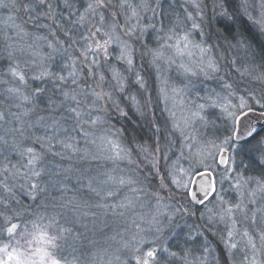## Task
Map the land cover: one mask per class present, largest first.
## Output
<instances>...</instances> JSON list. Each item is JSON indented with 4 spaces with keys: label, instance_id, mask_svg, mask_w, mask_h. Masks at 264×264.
Instances as JSON below:
<instances>
[{
    "label": "rangeland",
    "instance_id": "374dc122",
    "mask_svg": "<svg viewBox=\"0 0 264 264\" xmlns=\"http://www.w3.org/2000/svg\"><path fill=\"white\" fill-rule=\"evenodd\" d=\"M4 1L5 3L0 0V32L4 33L6 36L12 34L17 42L16 44H11V46L16 47L17 44L28 45L33 44L34 40L36 41L33 46H36L34 50L39 54L33 56L34 59L31 58L32 50L23 52L24 55L28 53L31 55L30 57L28 56L31 60H29L27 65L28 68L35 66L36 71L33 75H38L42 70L40 61L43 59L49 71L53 73L58 71L60 74L68 76V72L72 69L70 67H65V65L70 64L67 57L61 52L51 53V49L48 48L46 40H36L37 37L49 35L50 29L46 27L47 25H51V30L56 31V37L63 40L61 34L55 30L56 25L53 27L52 21L45 18L43 15L47 9L40 6L37 0H26L24 7H21L20 3H18L19 0ZM228 1L231 3L230 9H238V13H240L243 18H246L248 23L254 27V30L259 35V39L257 36L251 37L249 34L247 35V31L241 30L240 28L238 32H236L235 29L228 28V30H226L225 27L222 28L217 25V21L225 18L226 15L224 13H227V15L229 13L225 0H127V5L124 8L118 6L119 0H113V6L98 10V13L105 17V25L110 26L115 20L120 26L116 30V35L119 36V40L109 45V52L111 53V67L115 68L121 75H128V73L133 74L128 76L133 77L132 81H130L134 83H131V85L133 84L136 86L131 94L129 93L128 96L124 95L125 99L127 98L131 106L130 108H132L131 110L137 113L139 117H144V110L141 106L145 101H148L147 115L150 118L154 116L153 119H156V122L159 124V129L162 130L161 133H163V145L160 143L161 151L155 152V157L159 160V164L156 168L152 167L149 159L146 158L143 153L139 156L133 153L132 159L139 165V170L135 175L141 176V180H143L144 176L149 177L150 183L149 181H144L146 190L149 192L158 191L162 198L161 205H172L176 201H179V204L186 209L185 214L178 217L174 224L163 228L162 233L156 234L159 236L157 244L161 249L166 248L165 246L169 238L180 233L187 235L186 237L189 241L191 243L193 242L192 246L194 247V251H187L186 256H181V260L179 259L180 262L178 261L180 264H220L216 255V248L218 249L219 246L226 255L225 257L226 260L229 261V264H250L253 259H255V264H264V248L253 253L250 248L245 246L246 240L239 235L246 229L250 234L255 235L252 230L254 227L258 228V226H253L250 220L245 218L243 213H237L234 217L237 220L235 226L227 219L221 220L218 215L220 205L219 198L223 197L224 201L227 202L225 206H234L243 200L244 205H246L245 211L248 213L249 217L255 214L258 218V222L260 219H264V191L258 190V182L264 180V165L257 162L256 158L258 157V153L254 151L258 142L259 146L264 148V129L254 135V139L253 137L250 138L248 144L244 145L243 148H240L242 142L233 144L227 150L229 162L225 168H221L216 162L220 153V148L227 147L223 145V141L230 134H233L235 128L232 118L227 116L224 112V107L238 105L241 98H243L247 101L251 109H264V58H262V54H264V29L257 23V21L261 19L262 12H264V9L261 8L262 0H249L247 12L241 8V0ZM53 2L55 5H58L55 7L56 14H61V10L67 11L68 14V9L64 7L63 0H53ZM86 2L85 8L90 0H86ZM208 2L210 4L209 6H207ZM142 3L149 4L150 8L147 10L140 8L139 6ZM163 4H169L172 8L174 6L180 11V13L174 14L173 29L181 34L187 31L192 41L202 43V46L212 49L211 55L219 63L220 71L218 73L214 74L211 78H206L203 75L188 77L185 76L178 67L180 62H187L189 59L188 57H185L184 61H180L177 57V64H170L168 62L167 58L174 56V52L168 49H161L165 34H171L162 32V25L158 21L162 15L161 6H163ZM194 4H198L199 7H195ZM4 5H7V7ZM21 8H25V10ZM133 8L140 13V16L134 17L131 21H128L129 24H136L137 20H139L141 25L154 24L155 27L148 28L143 32L137 31L134 35L129 37L123 34V26L126 25L127 17L131 15ZM153 8L156 10L155 14L151 10ZM24 12L25 15L27 13V22L25 16L22 14ZM16 14H19V16ZM189 16L191 19H188ZM37 17H39V19H37ZM96 19L99 20V15L95 17L89 16L87 21L89 24L79 23L80 27H85V29H83L84 33L81 35H87L89 27L98 25V21H93ZM193 22L199 25L197 29L192 28ZM17 25H21L27 35L23 33L18 34L19 30ZM205 26H207V28H204ZM208 26L212 29H209ZM204 30L205 32L203 33ZM208 31L210 33L214 32V35L215 31L219 34H222V32H227L228 34L226 33L227 37H222L220 40L215 39L216 44L213 46L206 40L207 36H205V34ZM148 32L150 35H147ZM6 36L2 38L5 39ZM49 36L48 40H50ZM97 38L99 39V36ZM120 41H127L130 48L133 50V64L131 66L127 65L125 61L116 59L122 47ZM7 42L9 43L8 39ZM238 42H243V46L238 47ZM80 43H82V41H80ZM80 43H77L75 47L79 48ZM66 44H68V42H65L64 47ZM153 49H161L164 51L165 58L163 60L154 61L151 51ZM10 52L11 50L9 51L8 45V55ZM12 53L15 54V52ZM72 55H78V53L74 51ZM10 62L13 61L10 60ZM143 71L146 74L145 77ZM138 77L143 80L145 85V87L139 91L145 94V101L142 96L140 98V96L136 94L138 91L137 89H141L137 83ZM110 78L111 76L106 78L105 88L111 87L109 83ZM146 78H149L148 85L145 82ZM14 80H9L7 82L12 84ZM126 81L125 79V83ZM164 81H167L169 85L183 88V99H167L161 91L165 86ZM111 82L114 83L115 81ZM225 84L231 85V88L226 90L224 87ZM81 86L84 87L83 85ZM127 89L128 87L124 88V93ZM59 92L61 91L59 90ZM229 92L231 95H229ZM169 95L171 94L169 93ZM208 96H211L213 101L220 106L205 104V108L201 112L204 120L195 121L192 126L186 130V135L190 137L186 139L185 135H182L180 131H175L173 129V120H179L182 116L187 115L186 112L180 111L177 104H179L180 107L187 108L193 101L196 103H204L202 98ZM132 97H136V100L133 101L131 99ZM114 98L117 101L119 99L118 97ZM8 110L10 109H6V112ZM231 110L235 111L234 108ZM246 110L248 109H244V111ZM172 112L176 113L175 118L171 115ZM46 123L51 122L47 121ZM65 124L68 125L67 127H70L68 129V137H75L79 142L78 146L84 148L85 141L80 139V134L76 136V133L79 131L73 130L74 134L71 132V128L74 129V122L72 120H67ZM112 124H114V121L111 122L107 118V124H105L104 127L110 126L113 130H116ZM42 128L46 134H52L53 129ZM59 132L61 131L56 132V136L60 134ZM164 137L168 139L166 143ZM121 139L123 138H121L120 135L122 146L129 149L137 148V152L139 151L138 147H140V145L133 144L134 146L128 147L124 140L121 141ZM151 141H154V139L152 138L150 142ZM150 142H147L145 145L150 144L153 146L154 144ZM95 147L96 146L89 145V148H92V150L95 149ZM92 150H90V152L93 153ZM151 150L152 148L150 147L149 151ZM95 152L104 153L103 156H101L102 162L112 165L111 171L114 173H110L112 176H117L116 173L119 171V175H132L128 169L133 166L128 165L126 160H109L106 156L110 153L98 148ZM79 155L83 154L79 153ZM67 159L71 161L73 158L68 156ZM42 166L45 169V174L41 178V187L45 188L46 193L54 188L52 181L56 171L52 170L50 165ZM229 169H233V171L229 172ZM171 170H177V177L183 176L184 181L188 184L187 189H176L175 186L171 184V177L165 181L166 187L163 189L160 188L162 177ZM202 170H209L214 173L216 192H214L213 197L208 202L204 203L200 208L196 206L199 209H195L184 199L185 197L181 195V193L188 192L191 189L194 175ZM157 172H159V175H156ZM240 174H242V176ZM238 179L242 181L246 179L248 183L244 184L242 188H236L234 185ZM106 180L107 177H103L98 184L103 188L114 187L110 183L104 184ZM24 188H27L26 183L23 186V189ZM61 191L67 192L66 196L68 195V199L77 200L80 203V208L75 209L72 206H68L64 208L66 211L59 210L57 212V210H55L52 211V213L36 211V213L45 217L50 214H55L60 225H68V228H71V232L66 234L64 238L66 240L68 239V244L72 245L73 243H79L78 245H81L80 242L83 241L84 235L91 229V227L89 228V224L84 220H87L88 217H93L92 215L94 214L91 212V209L94 208L93 210H96V204L101 201L99 200L94 205L85 204L78 200L77 192L70 189L67 191L62 189ZM25 193H27V191H25ZM252 193H254V195H250ZM126 195H129L127 189L122 188L115 197H108L106 203L110 208L111 205L122 201ZM173 197H175V199H173ZM144 201L146 204L148 203L147 198H144ZM251 201L255 202L253 203ZM151 204L153 207L155 206L154 201H152ZM82 208L85 209L87 215L83 212L84 209ZM209 209L212 211L209 212ZM102 212L101 214L105 213L104 216L101 214L98 216L94 215L97 216L95 219L98 225V227H96L98 228L97 231H100L102 227H107L105 216L110 217L111 220L117 223L115 225H113V223L111 224V229L113 231L107 232L106 235H95L96 239L93 241L94 245H92L90 251H84L83 247L75 246H72L70 253L67 249H62L61 251L64 252L65 255L56 253V255L59 254L57 257L61 258V264H126V260L130 261L129 264H135L132 258L133 253L125 245L126 242L131 239L135 231L132 227V220L136 219L138 215L148 214L149 208L137 205L133 211L126 212L123 217L114 216L108 209H103ZM32 213L31 211L25 212L14 222H19L22 228L31 230L32 221L34 219ZM89 214L91 215L89 216ZM209 216H212L211 222L209 221ZM66 220L69 221V223H65ZM137 222L142 223L140 221ZM44 223H47V219H45ZM120 223L122 224L120 225ZM119 227L121 229H119ZM117 229H119V234L111 236L118 231ZM229 229H232L236 233L233 241L228 240L227 233ZM149 238H151V236ZM231 242H236L238 248L230 249L229 244ZM257 243L259 247V241H257ZM65 244L67 243H62V245ZM205 249H207V251ZM164 254L165 252L163 250L158 252L160 263ZM245 256H247L248 259L245 260Z\"/></svg>",
    "mask_w": 264,
    "mask_h": 264
},
{
    "label": "snow or ice",
    "instance_id": "6c2138e0",
    "mask_svg": "<svg viewBox=\"0 0 264 264\" xmlns=\"http://www.w3.org/2000/svg\"><path fill=\"white\" fill-rule=\"evenodd\" d=\"M38 4L45 7L47 11L44 12L45 18L52 21V24L56 25V30L63 31L65 37L68 38V47H64L65 41L60 40L56 37V31L51 30V25L49 27V35L53 37L52 40H48V36L37 37L36 40L44 39L47 41V46L51 49V53L61 52L70 61V64L65 65V67H70L72 70L68 72V76H64L60 73H53L48 70V67L43 59H41L42 70L38 75H33L31 78L35 80H43L44 78H52L54 80L60 81L62 88L63 100L57 107H62L63 111L67 113V116L63 117V121L53 119L51 123H43L42 126L46 129H53L50 136L41 137H29L31 144H25L23 140L14 144L13 150L16 151L20 157L17 164H12L8 167L10 161L0 167V189L4 193L9 195H0V264H61V258H58L56 253L59 250V241L64 239L66 234L71 232V228L63 227L59 224L56 219L55 214H50L47 217L40 215L33 211L32 215L34 217L32 221L31 230L22 228L21 223L14 222L18 220L25 212L29 209L24 208L19 205L17 201V207L13 208L9 202V196L12 193V185L9 181H15L17 179L25 181L27 185V194L32 200H36L37 196L45 193V188L41 187V178L45 174V169L42 166V161L45 155L51 154L52 156H60L67 152L83 155L80 157L82 159L96 158L95 153L90 152L89 145L96 146L102 151L110 153L106 156L107 159L113 161H124L128 162V165H132L128 171L132 175H117L112 176L110 173H105L107 180L104 184H112V188H103L99 184H94L92 180H89L87 185L89 192L95 194L96 197L100 198V203L96 204L98 209H108L112 212L114 216H125L126 212H131L135 209L137 205L148 207L149 213L138 215L136 219L132 220V227L135 229L131 239L126 242V247L133 253V260L135 264H160V258L158 252L163 250L168 252V249H161L157 244L159 236L157 233H162L163 228L174 224L178 217L185 214L186 209L176 201L172 205H161V196L158 191L149 192L146 190L144 181H149L148 176H144L143 180L140 179L135 173L139 170V165L135 160L132 159L133 153L139 156L141 153L145 154L146 158L149 159L153 168H156L159 164V160L155 157V152L161 151L160 147H152L151 145H140L139 151L135 149H129L122 146L120 142V129L113 130L110 126L105 128L104 125L107 124V112L108 109H115L121 116L126 117L127 113L123 112L120 108L119 103L114 98V93L116 91L123 92L125 88L124 77L115 70V68L110 65L109 45L117 40L119 36L116 35V30L119 26L117 21H113L110 26L105 27V17L98 13L100 9H106L113 6V0H90L87 4L84 13H77L72 11V5L70 0H63V5L69 10V16H77V19L73 21L74 23H84L88 21L89 16L99 15L98 25H92L88 29L87 35H81L79 41L80 47L76 48L77 40L73 39L67 30L63 29V26L58 23L57 15L55 11V5L53 0H37ZM127 5V0H119L118 6L124 8ZM7 7V5H4ZM195 7H199L198 4H194ZM241 8L245 12L249 8V0H241ZM140 8L145 10L150 8L147 3H142ZM261 8L264 9V0H262ZM155 14V9H151ZM227 15V13H224ZM140 13L133 8L131 15L127 17L126 25L123 26V34L125 36L131 37L137 31L143 32L148 28H154V24L141 25L139 20L136 24H129L134 17H139ZM39 19V17H37ZM62 19V17H61ZM188 19H191L189 16ZM264 29V12H262L261 19L257 21ZM198 24L193 22L192 28L197 29ZM19 30L18 34L24 32V28L21 25H17ZM161 31H163L161 29ZM171 34H165L163 37L164 43L161 45V49H168L174 52V56L168 57V62L170 64H177V57L180 61H184L185 57L189 59L187 62H180L178 64L179 69L182 73L188 77H196L203 75L206 78H211L214 74L220 71L218 61L211 55L212 49L210 47L202 46V43H197L191 40L190 35L187 31L183 34L177 32L175 29H170ZM99 36V39L97 38ZM103 41V42H101ZM27 45V47H19L16 49L20 52L31 51L32 56H36L39 53L33 49V45ZM122 44L120 54L116 59L125 61L127 65L131 66L133 64L132 59V49L130 48L127 41H120ZM238 47L243 46V42H238ZM69 49H73L78 55H72ZM161 49H153V59L154 61L163 60L165 58L164 51ZM50 53V56H51ZM12 56V53H9ZM264 58V54H262ZM13 59H16L13 57ZM21 63L27 64L28 61H20L16 64H11L5 75L11 76V78L17 80L19 84H26V75L21 68ZM234 63V62H233ZM104 69V71H102ZM63 71V69H62ZM105 71L111 72V78L109 83L111 87L109 90H105ZM70 78V80H69ZM92 80V84H89V80ZM222 79V78H221ZM111 81H115L114 84ZM137 83L140 88L145 87L144 82L141 78H137ZM183 83V82H181ZM83 85L84 87H82ZM164 88L161 91L164 93L167 99L180 98L183 99L182 93L184 89L179 86L169 85L167 81H164ZM66 87V90H64ZM225 89H230L231 85L225 84ZM8 91L16 95V99L21 102L17 105L22 107L24 104L34 105V101L38 96L44 94L45 90L43 88L37 87L32 89L28 94L21 91L20 87L9 88ZM169 93L171 95H169ZM229 95L231 93L229 92ZM133 101L136 97L131 98ZM204 103H196L195 101L187 107H179L181 112H186V116H182L179 120H173V129L175 131H180L182 135H185L186 139H189L186 135V130L192 126V124L199 120L203 121L204 117L201 112L205 108V104H210L212 106H220L215 101H213L211 96L202 98ZM67 102V103H66ZM144 110V114L147 115L148 101H145L141 106ZM235 109L232 111L231 109ZM251 111L247 101L241 98L238 105H231V107L225 106L224 112L227 116L231 117L233 120V125L238 116L247 117V113L244 109ZM31 109L19 113H15L16 121L21 125L15 131L19 133V137L25 136L26 129L23 127L27 121L25 117L29 115ZM171 115L175 118L176 113L172 112ZM5 119V114L0 112V120ZM67 120H72L74 122L73 128L78 129L80 132L81 139L85 141L84 148L78 147V141L75 137H66L61 140L56 136L57 131H62V123ZM150 126L155 127L150 121ZM239 130H235L233 134H230L224 141L223 145L227 147L220 148V155L224 163H228L229 160L226 157L227 150L236 143V140L243 136L245 133L248 137H252L255 133V127L249 121L245 124L244 120H240ZM159 132V128H156ZM97 132L101 133L97 135ZM3 140V137H0ZM7 143V141H4ZM99 142V143H98ZM248 144V140H244L240 145L243 148L244 145ZM39 146L37 148L36 146ZM59 146V147H58ZM152 150L149 151V148ZM219 147V146H217ZM258 153L257 162L264 165V148L259 146L254 149ZM233 169H229V172ZM159 175V172L156 173ZM242 176V174H240ZM171 177V184L175 186L176 189H187L188 184L184 181L183 176L177 177V170L168 171L164 177H162L160 188L166 187L165 181ZM251 179V178H249ZM150 183V181H149ZM248 183V180L238 179L234 187L242 188L244 184ZM259 191H264V180L258 182ZM122 188H126L129 195H126L122 201L110 206L107 205L106 200L108 197H115ZM211 191L214 193L216 191L215 186L211 187ZM183 196L191 195L190 192L181 193ZM254 195V193L250 194ZM144 198H147L148 203L146 204ZM14 200L15 197L11 196ZM175 199V197H173ZM219 217L221 220L227 219L232 223L233 226L237 223L234 218L237 213H243L246 219L250 220L253 226H258L253 228L255 235L250 234L246 229L239 235L246 240V247L250 248L253 253L264 248V219L258 218L255 214L248 216L245 211L246 205H244L243 200L234 206H225L227 202L224 201L223 197L219 198ZM155 202L153 207L151 202ZM255 202V201H251ZM201 204L204 200L200 201ZM49 205L53 208H65L72 206L75 209L80 208V203L75 199H63L57 201L55 197L51 201H45L42 207L47 211ZM212 210L209 209V212ZM260 211V210H258ZM47 219V223H44ZM212 216H209V221L211 222ZM140 221L142 223H138ZM69 223V221H65ZM143 224V226H142ZM236 233L229 229L227 237L229 241L235 239ZM151 236V238H149ZM191 238V237H190ZM259 241V247L258 243ZM230 249H237L238 244L236 242H231L229 244ZM23 249V250H22ZM147 249V250H144ZM207 251V249H205ZM170 255L175 256V253H170ZM244 259H248L247 256ZM250 264H255V259H253Z\"/></svg>",
    "mask_w": 264,
    "mask_h": 264
},
{
    "label": "trees",
    "instance_id": "16d2710c",
    "mask_svg": "<svg viewBox=\"0 0 264 264\" xmlns=\"http://www.w3.org/2000/svg\"><path fill=\"white\" fill-rule=\"evenodd\" d=\"M2 1L5 3L4 0ZM25 1L26 0H19L18 3H20L21 7H24ZM70 3L72 5V11L76 12L77 16L80 13H83L86 9L85 8V5L87 3L86 0H70ZM225 3H226L229 13L228 15L225 16L224 19H220L219 21H217L216 22L217 25L222 28L225 27L226 30H228V28L233 29V30L235 29L236 32H238L240 28L241 30L247 31V33L245 32L247 35L249 34V36L251 37L257 36L259 39V35L254 30V27L248 23L246 18H243L241 14L238 13L239 12L238 9L236 10V8H233L231 10L230 9L231 3L228 0H225ZM209 5L210 4L208 2L207 6ZM161 8H162V13H161L162 15L158 19V21L162 25L161 27L163 30L162 32L170 33L169 30L173 29V26H174L173 25L174 24V18H173L174 14L180 13V11L174 6L172 8L169 4L167 5L163 4ZM21 9L25 10V8H21ZM60 12L61 14L59 15L56 14L58 23H60L63 26L64 30H67L69 32V35L73 39L77 40L78 43H80L79 38L81 34L84 33L83 29H85V27H82V26L80 27L79 23L73 22L77 19V16H69V10H68V14H67V11L65 10H61ZM22 14L25 16V20H26L27 13L26 15H25V12ZM16 15L19 16V14H16ZM93 21H99V20L96 19ZM84 23L89 24L87 22H84ZM105 23H106V20H105ZM54 26L55 25L53 24V27ZM105 27L107 28V25H105ZM208 27L209 29H212L210 28V26ZM204 28H207V26H205ZM42 32H45V31H42ZM57 32L61 34V36L63 37V41L68 42V38L64 36L63 31L57 30ZM204 32L205 30L203 31V33ZM216 32L217 31H215V35H214V32L210 33L209 31L205 34V36H207L206 40L213 46L216 44L215 39L220 40L222 39V37H227V34H228L227 32H222V34H219ZM148 34L150 35L149 32L147 33V35ZM5 36L6 35L4 33L0 32V112H3L5 114V119L0 120V137H3V140H0V167H2L6 163L5 158H7V161L11 162L10 164H8V167H11L12 164H17V162L20 160L18 153L13 150L14 144L19 142L20 140H23L25 144H31V140L29 139V137L50 136L45 133L44 129L42 128L43 127L42 124L46 123L47 121L51 122L53 119L63 121V117L66 116V112L63 111L62 107H57V105L60 104V101L63 100L60 81H57V80H54L48 77L44 78L43 80L32 79L31 77L33 76V73L36 71V69H35V66L28 68V65H27L28 63L27 64L21 63V68L26 75V84L21 85L19 84L17 80L15 81L13 78H11V76L5 75L8 67L11 64H16V63H19L20 61L29 62V60H31L29 59V57L31 56L30 53L24 55L23 52L16 50L19 47H27V44L26 45L17 44L16 47L11 46V44L12 45L14 43L16 44L17 41L13 38L12 34L7 35L6 38L3 39L2 37H5ZM49 38L50 40L53 39L51 36H49ZM7 39L9 40L10 44L7 42ZM8 45H9V51L11 50V53L15 52V54L12 53L11 57L8 55ZM65 47L67 48L68 44H66ZM34 48H36V46H33V49ZM69 52L72 54V52L74 51L73 49H69ZM13 57H15L16 59H13ZM31 58L34 59L33 56H31ZM10 60L13 61L14 63L10 62ZM102 71H104V69H102ZM55 73H59V72L55 71ZM107 75L111 76V73L108 71H105L106 78L108 77ZM128 75H133V74L128 73ZM128 75L122 74V76L127 80L126 81L127 84L125 83V87L126 88L128 87L127 91L125 93L124 91L121 93H119V91H116L114 93V97L119 98L117 102L119 103L120 108L123 110V112L127 113V116L126 117L121 116L120 114H118L117 111H115V109L109 108L107 112V118L111 122L114 121V124L112 125L113 127H115V129L121 130L120 135H121V138H123L121 139V141L124 140V142L127 144L128 147L134 146L133 144L145 145L147 142H150L152 138L154 139V141H151L150 143L151 144L153 143L154 145L153 146L151 145V146L160 147V143L163 145V141H162L163 133H161L162 130L160 129H159V132L156 131V128H159V124L156 122V119H153L154 116H151L150 118L148 115L144 114V117H139L137 113H134L131 110L132 108H130L131 106L129 105L130 103H128L129 101L127 100V98L125 99L124 97V95L128 96L129 93L131 94L132 91H134V87L136 86L133 84L131 85V83H134V82H131L133 77L128 76ZM143 75L144 77L146 76L145 73ZM9 80L10 81L14 80V81H12V84H9L7 82ZM145 82L148 85L149 78H146ZM111 83L114 84L115 82L114 83L111 82ZM89 84L90 85L92 84L91 79L89 80ZM17 86L20 87L21 91L25 94H28L32 89H35L37 87L43 88L45 92L43 95L38 96L37 99L34 101L35 107H33V105H28V104H24L22 107H18L17 105L21 104V102L16 99L15 94L10 93L8 91L9 88H15ZM109 88L106 87L105 90H109ZM59 90L61 92H59ZM64 90H66V87ZM137 90L138 91L136 92V94H138L140 98L142 96L145 101L146 100L145 94L139 92L142 89H137ZM6 109H10L7 111L8 113L6 112ZM29 109H31V111L29 112V115L25 117V120L27 121V123L23 126L26 129L25 136L19 137V133L16 132L15 130L17 128H20L21 125L16 121L14 114L27 111ZM258 110L263 111L264 109H258ZM155 118H156V115H155ZM150 119H151L152 124L155 125V127L150 126V123H149ZM67 126L68 125H66L64 121L62 123L63 130L59 132L60 134L57 136L58 139L63 140L66 137H68V129L70 127H67ZM107 127L109 126H106L105 128ZM71 130L70 131L74 134L73 130H78V129L71 128ZM78 134H80V132H77L76 136ZM100 134L101 133L97 132V135H100ZM166 140L168 139L167 138L164 139L165 143H166ZM4 141H7V143H5ZM249 141L250 140H248V142ZM36 147L39 148L38 145ZM96 149L97 147H95V149L93 150L92 148H89V150H92L93 153H95L96 158H92L91 156H89L88 158L82 159L80 158L82 155L75 154V153L70 154V152L69 154L68 152L65 153L63 155V158H61L60 156H52L51 154L45 155L42 161V165H50L51 169L56 171L53 177V181H52L54 188L50 189L49 192L40 194L39 196H37L36 200H32L30 197H28L29 195L25 193V191H27V188L23 189V186L26 183L25 181H22L19 179L15 181L10 180L9 184L13 186L12 193L9 196V202L11 206L13 208H16L17 201H18L19 205L23 206L26 209H29V211L31 212L33 211L41 212L42 211L46 213H52V211H55V210H57V212L59 210L66 211L64 208H54L53 209L51 205H49L47 211H45L42 207H40L41 205L45 203V201H51L53 197H55L57 201H61L65 198L68 199V195L66 196L67 192L61 191L62 189L66 191L70 189L72 191L77 192V195H78L77 198L80 202H83L85 204H91V205L96 204V202H98L100 199L99 197H96L95 194L89 192V189L87 187L89 180L91 179L94 184H98L101 178L107 177L105 173L114 174L111 171L112 165L102 162L101 156H103L104 153L95 152ZM135 150L137 151V148ZM68 156H70V158H73V159L71 161L68 160L67 159ZM118 173H120V171ZM118 173L116 174L118 175ZM139 177L141 178V176ZM0 179H2V177H0ZM17 187L20 191L17 189ZM0 195H9V194L4 193L2 189H0ZM11 196H14L15 199L12 200ZM184 199H186V201L193 208L195 209L200 208V207L197 208L196 206H194L188 199V196H186ZM93 209H91L92 210L91 212L94 215L98 216L101 213H103L102 212L103 209H97V208H95L96 210H93ZM83 212L86 214L85 209ZM64 213H67V212H64ZM104 214H101V215L104 216ZM90 215L91 214H89V216ZM94 215H92L93 217H88L87 220L86 219L84 220L87 224H89V228L91 227V229L90 231L87 232L86 235H84L83 241L80 242L81 245H78L79 243L78 244L73 243L72 245H70L68 244V239L67 240L62 239L58 242L59 250L57 253L65 255L64 252L61 251L64 248L67 249L68 252L70 253L72 246L73 247L74 246L83 247L84 251L85 250L90 251L92 249V245H94L93 241H95L96 239L95 235L97 234L106 235L107 232L109 233L110 231L111 232L113 231L111 229V224L113 223V225H115L117 223L111 220V218L108 216H105V223L107 227H102L100 231H97L98 228L96 227H98V225L95 220L97 216H94ZM121 224L122 223H120V225ZM63 227L68 228V225H65V226L63 225ZM119 229L121 228L119 227ZM119 229H117L118 231H116L114 235H111V236H115V234H119ZM186 236L187 235H184V233H180L168 239L167 244L165 246L166 249H168V252H165L160 264H180L179 262L181 260L180 259L181 256H186L187 251H194V247L192 246L193 242L191 243ZM62 243H67V244L62 245ZM216 250H217L216 255L218 257L219 263L229 264L228 263L229 261L226 260V257H225L226 255L220 249V246L218 247V249L216 248ZM170 253H175L176 255L172 256L170 255ZM129 262L130 261L126 260V264H129Z\"/></svg>",
    "mask_w": 264,
    "mask_h": 264
},
{
    "label": "water",
    "instance_id": "95a60500",
    "mask_svg": "<svg viewBox=\"0 0 264 264\" xmlns=\"http://www.w3.org/2000/svg\"><path fill=\"white\" fill-rule=\"evenodd\" d=\"M247 113V117L239 116L236 120L235 130H239L240 128V120L243 119L245 124H247L249 121L252 123V125L255 127V133L256 135L260 131L264 129V112H259L256 110H247L245 111ZM251 137H248L245 133L243 136L239 137L236 142H241L244 140H247ZM229 154L228 151L226 152V157L228 158ZM218 165L222 168L226 167L228 163H224L223 159L219 153L217 157ZM215 180L214 176L210 171H201L197 173L192 182L191 189L189 192L191 195H189L191 202L193 205L200 206L201 200H204L206 202L214 193L211 191V187L215 186ZM216 189V187H215Z\"/></svg>",
    "mask_w": 264,
    "mask_h": 264
}]
</instances>
